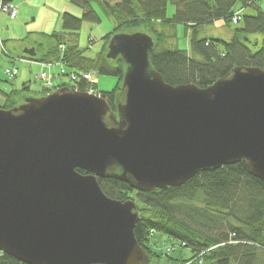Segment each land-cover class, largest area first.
I'll return each mask as SVG.
<instances>
[{"label":"water","instance_id":"1","mask_svg":"<svg viewBox=\"0 0 264 264\" xmlns=\"http://www.w3.org/2000/svg\"><path fill=\"white\" fill-rule=\"evenodd\" d=\"M153 46L143 30L112 37L109 55L128 65L115 111L70 86L0 107L1 252L27 264H150L137 202L108 196L100 179L151 192L242 163L264 181V69L172 85L151 65Z\"/></svg>","mask_w":264,"mask_h":264},{"label":"trees","instance_id":"2","mask_svg":"<svg viewBox=\"0 0 264 264\" xmlns=\"http://www.w3.org/2000/svg\"><path fill=\"white\" fill-rule=\"evenodd\" d=\"M112 1V2H111ZM135 0H105L111 13L119 17L118 25L104 37V44L96 59L83 56L74 46L63 48V33L77 32L83 20L99 22L100 17L91 0H71L82 9V15L64 11L61 15L60 33L38 32L23 39L25 44L19 54L8 50L1 41L3 51L13 59H25L45 64H64L65 71L80 74L81 71L116 75L117 85L110 91H101L102 96L117 109L124 73L128 67L122 55L111 57L109 45L117 33L143 30L154 39L150 51L151 65L159 71L166 82L172 85L195 83L205 88L231 73L237 66H256L264 69V11L255 16H243L244 25L236 29L230 42L199 37L201 25L224 18L232 22L237 3L254 5L256 0H138L142 9L137 14ZM176 5L172 18L167 17L169 2ZM11 3L0 0V4ZM124 13L122 15L121 13ZM192 28L190 41L193 55L187 50L170 49L168 41L174 36L167 31L175 24ZM256 34L261 38H252ZM29 43V44H28ZM25 49L33 54H26ZM63 51V54L61 52ZM6 70V69H5ZM6 73V72H5ZM67 72L65 74H68ZM9 79H6V81ZM67 83H62L60 87ZM80 91L85 90V80L71 84ZM5 97L2 108H12L33 94L31 85L25 82L21 90L8 92L0 89ZM47 94L42 89L36 96ZM80 172L83 170L78 169ZM104 192L122 201L134 199L140 210V220L135 227L138 242L151 256L155 254L149 243L155 231H160L184 244L192 256L175 260L166 250L165 256L183 264H264V181L249 173L242 163L224 165L212 171L195 175L182 186H170L151 192H139L130 185L114 178L100 179ZM0 264H27L0 252Z\"/></svg>","mask_w":264,"mask_h":264},{"label":"rangeland","instance_id":"3","mask_svg":"<svg viewBox=\"0 0 264 264\" xmlns=\"http://www.w3.org/2000/svg\"><path fill=\"white\" fill-rule=\"evenodd\" d=\"M13 4L18 7V13L15 18H11L6 12L0 14V89L8 92L12 89L21 90L25 82L31 85L33 94L41 91L42 85L38 76L42 72L41 62L31 61L24 58H10L2 49L1 41L6 43L8 50L15 55L19 54L24 47L23 39L30 33L35 39L36 33L53 31L61 32L62 19L61 15L70 4L76 9L78 15H82V9L74 5L71 0H12ZM108 1V0H106ZM93 7L97 11L100 21L83 20L81 28L77 32L63 33V48L74 46L81 51L83 56L96 59L101 52L104 44V37L111 32L119 22V17L111 13L105 0H91ZM112 2V1H111ZM68 4V5H67ZM134 9L137 14L142 13L140 2L134 1ZM235 10L241 11L243 16H256L260 10L264 11V0H256L254 5L244 6L241 2L237 3ZM176 12V5L169 2L167 5V17L172 18ZM76 14V13H75ZM124 15V13H121ZM243 20L238 23L226 21L224 18L215 20L212 23L201 25L199 28V37L208 39H220L230 42L235 31L243 27ZM168 33L174 37L168 41L167 47L170 49L187 50L189 55H193L191 49L192 28L185 24L179 23L170 26ZM254 38H261L256 34L251 35ZM29 44V43H28ZM63 54V51L61 52ZM18 67L19 73L15 77H8L5 73L6 68ZM53 68L61 69L57 64L51 65ZM46 70L49 71L47 67ZM67 73L69 71H66ZM65 72V73H66ZM63 74L61 82L72 84L70 74ZM94 78L97 80V87L101 91H110L118 83L116 75L102 74L94 72ZM6 79H9L6 81ZM5 97L0 93V107L4 106ZM175 240L163 232L155 231L149 243L150 248L155 253L150 264H177L175 260L189 259L192 252L188 247H178L171 253V258L165 256L166 246L172 244Z\"/></svg>","mask_w":264,"mask_h":264},{"label":"built area","instance_id":"4","mask_svg":"<svg viewBox=\"0 0 264 264\" xmlns=\"http://www.w3.org/2000/svg\"><path fill=\"white\" fill-rule=\"evenodd\" d=\"M0 11L8 13L11 18H15L18 13V7H16L14 4H11V3L0 4ZM240 19H241L240 12H236L232 17V21L234 23H238ZM43 66L45 68L48 67L49 71L43 70L38 78L42 81L43 86L46 89H51L54 87L56 76L50 71L51 64H43ZM5 72L8 77L12 78V77H15L19 73V69L17 67H10V68H6ZM80 77L87 82V86H86L87 91L98 93L95 87L96 79L94 78V75L92 72H82L80 76L75 73L71 75V79L73 81L80 79ZM174 249H175L174 246H170L168 248V251H172ZM184 264H194V263L193 261H188Z\"/></svg>","mask_w":264,"mask_h":264},{"label":"crops","instance_id":"5","mask_svg":"<svg viewBox=\"0 0 264 264\" xmlns=\"http://www.w3.org/2000/svg\"><path fill=\"white\" fill-rule=\"evenodd\" d=\"M9 1H11V2H13L12 0H9ZM68 5V4H67ZM65 11H70V12H72V13H79V12H77L76 11V9L74 8V7H72L70 4L68 5V7L65 9ZM0 14H1V12H0ZM78 15V14H77ZM31 61H33V60H31ZM38 62V61H37ZM58 66L61 68V69H57V68H53L51 71H52V73L53 74H55L56 76H57V79L55 80V83H56V85H60V84H62V83H64V82H61V77H62V74H61V71H62V67H61V65H59L58 64ZM42 85V84H41ZM42 87V89H43V86H41ZM41 89V90H42Z\"/></svg>","mask_w":264,"mask_h":264}]
</instances>
